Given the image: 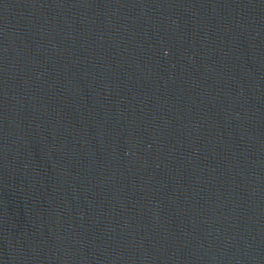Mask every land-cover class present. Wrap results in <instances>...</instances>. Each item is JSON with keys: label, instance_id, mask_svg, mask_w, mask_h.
<instances>
[{"label": "water", "instance_id": "1", "mask_svg": "<svg viewBox=\"0 0 264 264\" xmlns=\"http://www.w3.org/2000/svg\"><path fill=\"white\" fill-rule=\"evenodd\" d=\"M0 264H264V0H0Z\"/></svg>", "mask_w": 264, "mask_h": 264}]
</instances>
